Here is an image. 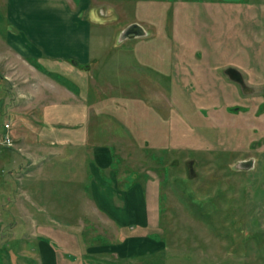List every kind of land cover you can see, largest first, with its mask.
Listing matches in <instances>:
<instances>
[{"label": "rangeland", "instance_id": "rangeland-1", "mask_svg": "<svg viewBox=\"0 0 264 264\" xmlns=\"http://www.w3.org/2000/svg\"><path fill=\"white\" fill-rule=\"evenodd\" d=\"M6 3L0 129L10 123L13 144L15 133L79 130L77 144L16 143L19 152L48 151L22 192L33 214L13 213L3 226L0 247L13 264H42L41 240L57 264H264V0L114 1L109 26L119 35L95 47L89 71L21 57L3 39ZM131 22L148 34L123 40ZM38 66L64 74L50 80ZM81 143L103 150L119 189L133 177L141 184L150 227L121 230L96 206L88 178L98 163ZM4 198L11 209L15 193ZM143 233L160 248L131 240Z\"/></svg>", "mask_w": 264, "mask_h": 264}, {"label": "crops", "instance_id": "crops-1", "mask_svg": "<svg viewBox=\"0 0 264 264\" xmlns=\"http://www.w3.org/2000/svg\"><path fill=\"white\" fill-rule=\"evenodd\" d=\"M114 1L118 3L120 0H6L7 3L2 5V7L4 8V13L9 23H6V34L3 39L13 46L16 52L24 59L26 57L39 59L40 61L47 59L46 62H50L53 68H57L54 66L56 63H52L54 62L53 60H67L70 62V65L73 62V66L79 69L85 68L89 71L92 68V62L97 61L95 52L98 49L95 47L103 48L107 45H113L112 41H108L105 36L111 38V40L114 37L115 31L113 27L109 26L113 19V12H111L110 7ZM223 1L239 2L244 0ZM134 23L142 27V33L135 37H127L126 31ZM123 31V40L140 38L148 34V29L138 22L129 23ZM118 35L116 30L115 36ZM38 67L36 70L50 80H53L50 76L52 73L56 71L60 72V75L62 73V70L58 69H54V71H51L52 73H48V71L46 72L44 70V67ZM227 74L229 73L227 72ZM61 85L57 87L67 91ZM257 93L252 92V94ZM58 110L59 113L65 114L64 110L59 108ZM47 112L43 116L53 115L49 114V111ZM75 113H71L70 117L74 116V119L80 120V114ZM83 122L81 120L79 125ZM3 131H5L4 127L2 130L0 129V134ZM77 132L79 130L76 129L71 131L69 129H61L59 132H54L55 134H49L43 131L42 133L32 135L30 139L23 138L22 134L15 133L13 135L14 144L10 146L0 145V238L3 235L4 223H6L7 218L12 216L13 213L33 214L28 209L29 205L27 200L29 198L24 197L22 192L26 188L32 190L34 187V181H36L38 174L40 172L42 173L37 166L45 159V153L48 151L46 150L42 155H39V152H36L37 150L19 152L21 148L17 150L16 143L22 141L29 143L33 140L34 142H38V147L43 145L44 142L46 145H49L50 142L54 143L59 141L76 143L75 137H77ZM130 141L134 143V140L130 139ZM81 144L84 146L83 148L93 153L98 163L88 178L90 179L88 186L96 206L101 211L106 212L121 230L127 231L136 222L145 226L144 229L148 228V226L150 227L149 211L148 208L147 211L145 209L147 205L143 201L144 190L141 184L133 177L125 182L124 188L119 189L117 175L115 176L110 171L105 172L106 162L102 159L103 150L98 154L91 144ZM132 179L134 182H132ZM8 191L14 192L16 196V199L10 204L12 205L11 209H7V198H4ZM32 206L34 205L32 204ZM24 207L29 211H24ZM7 221H9V218ZM135 229L137 227H133L131 231L133 232ZM154 236L149 237L143 233L141 235L131 236V240H145L146 243L148 242L147 247L150 249L153 247L155 250V246H157L155 243L159 246L161 242L159 241V237L155 236V238ZM41 243L43 247L41 250L42 264L60 263L56 256L57 251L53 249L51 243L47 240H41ZM4 248L3 246L0 247V264H7L6 257L9 254H11V257H8V259L11 258L9 261L13 264L15 260L13 259L12 253L7 249L4 251ZM149 251L154 253L153 249Z\"/></svg>", "mask_w": 264, "mask_h": 264}, {"label": "water", "instance_id": "water-1", "mask_svg": "<svg viewBox=\"0 0 264 264\" xmlns=\"http://www.w3.org/2000/svg\"><path fill=\"white\" fill-rule=\"evenodd\" d=\"M134 30V31H133ZM142 33V27L138 24H134L132 27H130L127 31H126V36L127 37H135L138 36ZM227 72L229 73V75L236 80L241 79V75H240V71L235 68V67H230Z\"/></svg>", "mask_w": 264, "mask_h": 264}, {"label": "built area", "instance_id": "built-area-1", "mask_svg": "<svg viewBox=\"0 0 264 264\" xmlns=\"http://www.w3.org/2000/svg\"><path fill=\"white\" fill-rule=\"evenodd\" d=\"M6 128H10V123H6L5 124ZM2 143L4 142V144H11L13 141H12V136L9 132H6L4 135H3V138H2Z\"/></svg>", "mask_w": 264, "mask_h": 264}, {"label": "flooded vegetation", "instance_id": "flooded-vegetation-1", "mask_svg": "<svg viewBox=\"0 0 264 264\" xmlns=\"http://www.w3.org/2000/svg\"><path fill=\"white\" fill-rule=\"evenodd\" d=\"M134 31V30H133ZM240 75H241V79H239V80H236V79H234V80H236V81H239V82H245L244 81V78L242 77V74H241V72H240ZM231 77V76H230ZM232 78V77H231ZM233 79V78H232ZM248 90V89H247ZM253 91H251V93H252Z\"/></svg>", "mask_w": 264, "mask_h": 264}, {"label": "trees", "instance_id": "trees-1", "mask_svg": "<svg viewBox=\"0 0 264 264\" xmlns=\"http://www.w3.org/2000/svg\"><path fill=\"white\" fill-rule=\"evenodd\" d=\"M49 73H52V72H49Z\"/></svg>", "mask_w": 264, "mask_h": 264}]
</instances>
